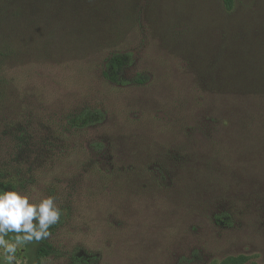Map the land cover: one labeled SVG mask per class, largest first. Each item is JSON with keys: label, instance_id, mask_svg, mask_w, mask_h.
I'll list each match as a JSON object with an SVG mask.
<instances>
[{"label": "rangeland", "instance_id": "374dc122", "mask_svg": "<svg viewBox=\"0 0 264 264\" xmlns=\"http://www.w3.org/2000/svg\"><path fill=\"white\" fill-rule=\"evenodd\" d=\"M32 1L0 0V183L63 214L18 257L264 264V0Z\"/></svg>", "mask_w": 264, "mask_h": 264}, {"label": "clouds", "instance_id": "9594fccd", "mask_svg": "<svg viewBox=\"0 0 264 264\" xmlns=\"http://www.w3.org/2000/svg\"><path fill=\"white\" fill-rule=\"evenodd\" d=\"M62 214L55 195L35 198L24 190L0 187V264H27L18 252L49 239Z\"/></svg>", "mask_w": 264, "mask_h": 264}, {"label": "trees", "instance_id": "16d2710c", "mask_svg": "<svg viewBox=\"0 0 264 264\" xmlns=\"http://www.w3.org/2000/svg\"><path fill=\"white\" fill-rule=\"evenodd\" d=\"M17 5V12L19 13L18 4L20 0H13ZM224 7L227 11H232L236 6V0H222ZM32 2H40V0H34ZM34 3V4H35ZM131 55L129 54H115L113 55L106 64V70L104 72V76L107 80L112 83L116 84H142L144 83L145 79L143 77H137L133 81H123L122 72L123 70L131 64ZM104 113L100 110H92V109H85L80 114L71 117L68 120V124L74 129H84L90 127L92 125H96L102 123L104 121ZM0 187L8 189L11 188L16 190L14 186L11 184H3L0 183ZM40 255L46 256L50 253L49 251V244L47 240L40 241ZM244 257L239 258H228L222 264H242L244 262ZM78 260L76 259L75 262Z\"/></svg>", "mask_w": 264, "mask_h": 264}]
</instances>
